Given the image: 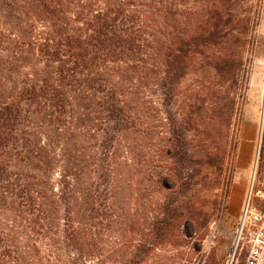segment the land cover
<instances>
[{
    "label": "trees",
    "instance_id": "obj_1",
    "mask_svg": "<svg viewBox=\"0 0 264 264\" xmlns=\"http://www.w3.org/2000/svg\"><path fill=\"white\" fill-rule=\"evenodd\" d=\"M252 4L0 0V264H145V228L114 230L121 168L171 182L155 243L203 229L179 186L231 151Z\"/></svg>",
    "mask_w": 264,
    "mask_h": 264
},
{
    "label": "rangeland",
    "instance_id": "obj_2",
    "mask_svg": "<svg viewBox=\"0 0 264 264\" xmlns=\"http://www.w3.org/2000/svg\"><path fill=\"white\" fill-rule=\"evenodd\" d=\"M252 2L253 25L244 54L245 86L230 133L218 141L221 146H230L231 151L224 156L220 170L208 167L202 175L192 178V184L198 182L192 186L184 175L179 186L184 196L192 197L185 205V216H190L188 212H197L205 221L203 229H192L183 221L179 230L183 241L155 243L150 224L156 218L164 194L172 193L167 189L171 182L166 180L163 188L158 189L153 183L142 181L140 171L136 181H130L127 169L121 168L122 176L113 183L118 212L126 218L122 217L114 226L115 233L121 236L130 230V236L139 238L133 230L145 228L150 242L145 264H247L248 251L238 236L244 207L250 201L252 206L264 211V0ZM171 163V159L163 157L162 171L168 172ZM179 200L187 199L178 197ZM122 257L118 251L113 264H121Z\"/></svg>",
    "mask_w": 264,
    "mask_h": 264
},
{
    "label": "built area",
    "instance_id": "obj_3",
    "mask_svg": "<svg viewBox=\"0 0 264 264\" xmlns=\"http://www.w3.org/2000/svg\"><path fill=\"white\" fill-rule=\"evenodd\" d=\"M238 236L247 248V264H264V211L248 201L240 221Z\"/></svg>",
    "mask_w": 264,
    "mask_h": 264
}]
</instances>
